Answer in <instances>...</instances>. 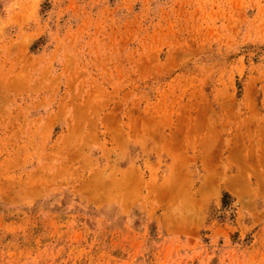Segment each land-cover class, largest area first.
<instances>
[{"label":"rangeland","instance_id":"rangeland-1","mask_svg":"<svg viewBox=\"0 0 264 264\" xmlns=\"http://www.w3.org/2000/svg\"><path fill=\"white\" fill-rule=\"evenodd\" d=\"M0 264H264V0H0Z\"/></svg>","mask_w":264,"mask_h":264}]
</instances>
